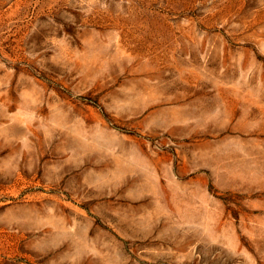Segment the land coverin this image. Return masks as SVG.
<instances>
[{
    "label": "rangeland",
    "instance_id": "obj_1",
    "mask_svg": "<svg viewBox=\"0 0 264 264\" xmlns=\"http://www.w3.org/2000/svg\"><path fill=\"white\" fill-rule=\"evenodd\" d=\"M0 264H264V0H0Z\"/></svg>",
    "mask_w": 264,
    "mask_h": 264
}]
</instances>
